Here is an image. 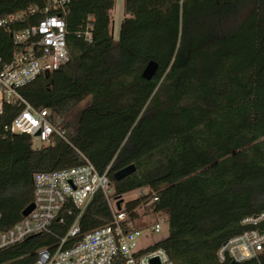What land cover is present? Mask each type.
I'll use <instances>...</instances> for the list:
<instances>
[{
	"label": "trees",
	"instance_id": "1",
	"mask_svg": "<svg viewBox=\"0 0 264 264\" xmlns=\"http://www.w3.org/2000/svg\"><path fill=\"white\" fill-rule=\"evenodd\" d=\"M45 3L0 0V16ZM115 3L69 0L68 61L20 88L32 105L62 119L66 139L53 135L36 148L25 134L0 139V230L32 202L35 172L89 161L97 171L109 166L114 196L147 189L123 207L135 218V208L149 201L165 216L167 235L153 247L173 264H264V246L248 260L216 256L243 230V217L264 211V0H123L114 36ZM88 17L90 40L77 34ZM12 49L9 33L0 32V56L7 60ZM149 60L158 68L146 80ZM84 99L75 122L64 120ZM128 164L135 171L114 180ZM71 208L49 232L0 248V264H34L36 251L53 248L74 221ZM111 220L97 192L74 239Z\"/></svg>",
	"mask_w": 264,
	"mask_h": 264
},
{
	"label": "built area",
	"instance_id": "2",
	"mask_svg": "<svg viewBox=\"0 0 264 264\" xmlns=\"http://www.w3.org/2000/svg\"><path fill=\"white\" fill-rule=\"evenodd\" d=\"M68 2L46 0L41 9L30 6L0 16V32L9 33L13 46L7 60L0 56V139L16 133L25 134L31 146L35 145L33 148L47 144L53 135L66 139L62 119L47 107L32 105L20 88L68 61L64 19ZM122 4L123 0H116L111 10L113 35L115 22L118 30L123 15ZM37 12L42 16L30 21ZM92 21L93 17H88L77 34L90 40ZM108 169L109 166L97 171L86 161L51 172H35L32 177L33 208L12 226L0 230V248L49 232L52 223H62L64 214L70 215L73 207L78 214L66 233L53 248L38 249L34 264H173L163 248L153 247L155 242L141 244L151 235L160 233L165 216H159L143 232L135 225V218L124 209L123 201L119 203L120 208H116L121 197L113 194ZM97 192L105 197L112 220L74 239L79 233L78 217ZM240 225L243 230L218 247L219 261L258 257L264 246V211L243 217Z\"/></svg>",
	"mask_w": 264,
	"mask_h": 264
},
{
	"label": "rangeland",
	"instance_id": "3",
	"mask_svg": "<svg viewBox=\"0 0 264 264\" xmlns=\"http://www.w3.org/2000/svg\"><path fill=\"white\" fill-rule=\"evenodd\" d=\"M244 15V13H242ZM116 19V15H114V20ZM116 22L114 25V35L116 34ZM88 103V99L82 100L77 106H75L65 117L64 120H68L69 122H75L77 115L79 111ZM32 147H35V145H32ZM147 192V189H142V190H131L129 192H126L122 195L121 199L124 202L136 198L140 192ZM149 201L140 204V206L135 208V225L139 226V228L143 231L146 232L145 230L149 228L150 224L157 219L159 216H163L162 213L155 214L153 213L150 208L148 207ZM162 229L160 233H155L151 235L147 240L141 241V244H144V242H156L157 240L165 237L167 235V223L166 221L161 223Z\"/></svg>",
	"mask_w": 264,
	"mask_h": 264
},
{
	"label": "water",
	"instance_id": "4",
	"mask_svg": "<svg viewBox=\"0 0 264 264\" xmlns=\"http://www.w3.org/2000/svg\"><path fill=\"white\" fill-rule=\"evenodd\" d=\"M158 68V63L154 60H149L146 65L144 66V68L142 69L141 72V77L149 80L151 79L157 71ZM135 171V166L134 164H128L120 169H117L113 172L112 176L114 178V180H119L122 179L128 175H130L131 173H133ZM122 201V199L120 198V200L116 203V208L119 209L120 205L119 203ZM33 208V203H29L26 207H24V209L21 211V215L25 216L27 215ZM232 262H235L232 260Z\"/></svg>",
	"mask_w": 264,
	"mask_h": 264
}]
</instances>
